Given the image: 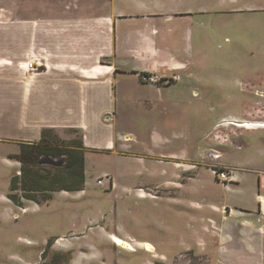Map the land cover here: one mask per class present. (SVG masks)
I'll list each match as a JSON object with an SVG mask.
<instances>
[{"label": "rangeland", "instance_id": "1", "mask_svg": "<svg viewBox=\"0 0 264 264\" xmlns=\"http://www.w3.org/2000/svg\"><path fill=\"white\" fill-rule=\"evenodd\" d=\"M46 1L0 0V14L35 17L53 6ZM176 1L147 9L192 14L117 24L134 51H146V60L165 70L159 77L175 80L156 85L127 73L111 102L68 119L87 124L84 190L13 203L7 195L21 163L3 158L13 142L0 143V264H264V217L242 245L240 234L224 237L237 221L226 213V200L239 198L212 171L224 167L220 161L264 179V0ZM128 60L127 67L142 61L135 53ZM240 118L263 126L229 135L226 123ZM9 132L31 137L15 127ZM54 133L60 143L81 138L73 129ZM226 133L230 141L219 142L216 136ZM104 173L114 177V188L97 184ZM254 189L264 196V184ZM246 193L242 183L239 196Z\"/></svg>", "mask_w": 264, "mask_h": 264}, {"label": "crops", "instance_id": "2", "mask_svg": "<svg viewBox=\"0 0 264 264\" xmlns=\"http://www.w3.org/2000/svg\"><path fill=\"white\" fill-rule=\"evenodd\" d=\"M117 1L119 0H60L59 3L53 0V6L35 12V17L18 14L8 17L7 14H0V130L4 132L0 136V143L13 142L14 145L13 151H6L8 155L3 157L5 161L11 159L10 154L19 151L21 142L38 141L44 128L57 132L63 129L77 130L84 150L90 148L84 136L86 121L77 119L76 122H71L68 121L69 118L86 114L88 110H92V106L96 107L104 99L111 102L118 93V83L127 81L120 77L127 73L137 75L139 79L140 72L164 75L165 70L160 71L155 63L146 60L151 57L149 53L141 51L139 54L134 51L131 37L126 30L120 27L117 29V24L120 26V22L129 21V25L132 19L153 21L159 16L191 15L193 11L171 13L166 12V9H147L149 4L172 5L178 3L176 0H120L129 3V9H122ZM49 2L50 0L46 1V5ZM133 53L142 61L127 67L130 62L128 59L132 58ZM117 59H122V63H115ZM30 60L40 62L41 65L29 70L27 65ZM110 107L109 105L107 110ZM242 118L235 121L230 119L226 124L232 127L231 130L261 126L242 123ZM17 119H21V124L15 121ZM11 127L22 129L31 134V137L23 140L21 137H13L9 132ZM228 133L234 135L237 131ZM227 136L226 133L221 140L219 136L216 138L219 142L230 141ZM12 160L19 165L17 160ZM218 162L232 168L231 165ZM232 172L234 180L224 186L230 192L235 191L239 200L231 202L227 199L225 209L227 214L232 212L237 221L230 222L234 226L230 233L232 235L224 237L232 238L235 237L234 234H240L241 244L244 237L251 238L250 232L255 231L253 222L264 217V196L254 189L264 184V179L256 171L254 176L250 175L251 178L236 173L235 169ZM252 181L256 183L255 187L254 184L251 185ZM242 183L245 184L247 193L241 197L239 189ZM82 190L84 189L74 192ZM238 220L241 224L239 228ZM108 236H115L117 238L113 239L131 245L115 234L109 233ZM116 240L114 241L117 243ZM145 243L148 244L144 242L142 245Z\"/></svg>", "mask_w": 264, "mask_h": 264}, {"label": "trees", "instance_id": "3", "mask_svg": "<svg viewBox=\"0 0 264 264\" xmlns=\"http://www.w3.org/2000/svg\"><path fill=\"white\" fill-rule=\"evenodd\" d=\"M144 73L140 72L139 76ZM54 132L51 128H44L38 141L21 142L19 151L10 154L9 158L21 163L18 169L20 173L12 177L7 195L13 203L19 205L21 197L39 203L48 200L51 191H77L84 188L85 148L82 139L60 143ZM44 156L62 158L63 164L56 166L42 163ZM18 189L22 194L15 192ZM39 191L43 192L40 198L35 194Z\"/></svg>", "mask_w": 264, "mask_h": 264}, {"label": "built area", "instance_id": "4", "mask_svg": "<svg viewBox=\"0 0 264 264\" xmlns=\"http://www.w3.org/2000/svg\"><path fill=\"white\" fill-rule=\"evenodd\" d=\"M41 63L40 62H35V61H29L28 62V65H27V68L29 70L31 69H35L37 68L38 66H40ZM140 78L142 81H146V82H150V83H153V84H156V85H159L160 82H166L168 83L169 82V79L171 80H175L174 76H172V78H165L166 80H164V78L162 77H159L157 75H154L153 73H144V74H141L140 75ZM233 168L231 167H215L212 169L213 173H214V176L222 181V182H230L232 180H234V176H233V172H232ZM96 182L97 184H103L104 182L108 183V187L110 189L114 188L115 187V180H114V177L108 173H104L102 176H99L97 179H96Z\"/></svg>", "mask_w": 264, "mask_h": 264}, {"label": "water", "instance_id": "5", "mask_svg": "<svg viewBox=\"0 0 264 264\" xmlns=\"http://www.w3.org/2000/svg\"><path fill=\"white\" fill-rule=\"evenodd\" d=\"M45 160H42V163H46V164H52V165H62L63 164V159L62 158H53L50 156H44Z\"/></svg>", "mask_w": 264, "mask_h": 264}, {"label": "bare ground", "instance_id": "6", "mask_svg": "<svg viewBox=\"0 0 264 264\" xmlns=\"http://www.w3.org/2000/svg\"><path fill=\"white\" fill-rule=\"evenodd\" d=\"M114 240H116V239H114ZM117 241V240H116ZM117 243L119 244V245H123V246H125L126 248H128V249H131V247L130 246H127V244H122V242H120V241H117ZM147 246H149V244H147Z\"/></svg>", "mask_w": 264, "mask_h": 264}, {"label": "flooded vegetation", "instance_id": "7", "mask_svg": "<svg viewBox=\"0 0 264 264\" xmlns=\"http://www.w3.org/2000/svg\"><path fill=\"white\" fill-rule=\"evenodd\" d=\"M261 126H263V125H261ZM125 247V246H124Z\"/></svg>", "mask_w": 264, "mask_h": 264}]
</instances>
